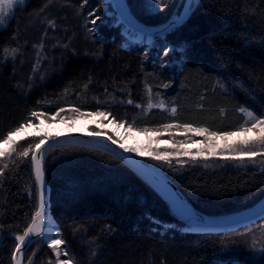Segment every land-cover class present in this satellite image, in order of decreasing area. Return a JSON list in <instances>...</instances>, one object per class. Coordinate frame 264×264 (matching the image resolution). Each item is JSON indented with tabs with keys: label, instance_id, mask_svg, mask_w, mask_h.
I'll list each match as a JSON object with an SVG mask.
<instances>
[{
	"label": "trees",
	"instance_id": "trees-1",
	"mask_svg": "<svg viewBox=\"0 0 264 264\" xmlns=\"http://www.w3.org/2000/svg\"><path fill=\"white\" fill-rule=\"evenodd\" d=\"M180 1L126 0L147 26L166 23ZM117 22L111 0H28L16 11L0 29V141L32 111L60 121L105 113L135 130L190 124L218 135L240 131L241 107L264 115V0H201L185 23L149 41L130 42ZM149 100L165 107L149 109ZM163 137L171 145L143 158L204 215L241 212L264 197V146L254 157H193L179 145L196 136ZM41 139L25 136L0 156L8 163L0 177V264H14L15 238L38 208L33 152L17 153ZM155 152L171 154L172 163ZM45 175L68 252L62 259L73 264H264V217L226 232L188 230L147 181L105 151L55 148ZM49 245L34 243L26 264H57Z\"/></svg>",
	"mask_w": 264,
	"mask_h": 264
},
{
	"label": "water",
	"instance_id": "water-1",
	"mask_svg": "<svg viewBox=\"0 0 264 264\" xmlns=\"http://www.w3.org/2000/svg\"><path fill=\"white\" fill-rule=\"evenodd\" d=\"M200 1L201 0H192L190 4L189 0H181L175 12L166 23L159 26H147L141 23L132 14L126 0H111L118 21L123 23L130 31L146 38L162 37L174 31L188 20L198 7ZM109 137L111 136L104 133H99V135H97L96 132L70 131L45 139L46 142L42 146V150L45 151L43 161L47 213L45 235L37 236L35 233H31L30 236L26 238V247L21 249L22 255L20 264L27 263L29 248L34 243L39 241L47 242L51 238L47 235L48 220L52 216L50 205L51 188L45 175V163L49 153L61 146L76 145L95 148L115 156L147 181L162 196L169 206L171 213L186 224L188 230L200 232H226L251 224L264 217V197L253 207L241 212L218 217L204 215L196 209L178 186L162 170L141 157L138 153L126 151L125 148L127 147L125 145V147H121L123 144L117 142L112 137L109 139ZM34 154L36 153L33 152V155ZM29 240L31 241L30 244L28 243ZM15 254L16 253H14V255ZM13 263L16 264L14 259Z\"/></svg>",
	"mask_w": 264,
	"mask_h": 264
},
{
	"label": "rangeland",
	"instance_id": "rangeland-1",
	"mask_svg": "<svg viewBox=\"0 0 264 264\" xmlns=\"http://www.w3.org/2000/svg\"><path fill=\"white\" fill-rule=\"evenodd\" d=\"M27 2L28 0H26L25 4L23 5L16 4L11 9L5 8L4 18L6 23L5 25H0V29L5 27L14 17L16 11L19 8L24 7ZM0 3H3V0H0ZM109 14L113 17L112 12H109ZM117 23H119V21ZM125 35L127 36V40H129L130 42H135V40L139 38L137 37L138 35H134L132 32L129 31H126ZM108 116L109 115L105 113H103V115L95 113L86 116H81L74 120L65 121L55 120L53 119V117L51 120H49L44 115H41L39 118L33 117L30 126H25L22 130L15 132L12 135L11 140H7L0 144V152L9 151L15 141L31 134L40 135L47 139L49 137L70 131L93 132L90 128L91 126H95L98 129V132L96 133L108 134L114 140L125 145L127 148L137 149V151L134 152L138 153L141 157L152 153V148L154 146L171 145L172 140L163 137L166 134L168 135L171 131L176 134H191L196 136L194 141L179 145V147H181L182 149L187 150L186 152L192 153L193 157H199V155L218 156L220 154L225 153V151L222 150L225 148L226 145L232 147L234 144H238L239 139H243L245 137H250L253 139L256 137L255 132L258 131L254 130L252 133H245L243 136L227 137L223 139L221 138L223 135H217L213 137L210 135V132L200 134L197 132L186 131L183 127H172L164 129L162 131L148 130L147 132H145L141 130L130 129L125 124L113 121ZM248 126H251L250 123ZM205 137H207V141ZM194 149H197L198 151L192 152V150ZM141 153L144 154L141 155ZM49 237L59 238L58 229L55 230L53 234H50ZM51 238L47 241L49 244L51 243ZM63 252L64 251L61 250V256L59 257L60 260L67 259H62Z\"/></svg>",
	"mask_w": 264,
	"mask_h": 264
},
{
	"label": "snow or ice",
	"instance_id": "snow-or-ice-1",
	"mask_svg": "<svg viewBox=\"0 0 264 264\" xmlns=\"http://www.w3.org/2000/svg\"><path fill=\"white\" fill-rule=\"evenodd\" d=\"M26 0H3V3H0V25H5V18H4V11L5 8L11 9L14 5L20 4L23 5L25 4ZM189 3H192V0H189ZM100 18L97 16L92 23L95 24L96 20H99ZM171 51V49L169 50ZM167 55V52L165 53ZM167 87V85H165ZM147 91L150 93L151 89H147ZM128 103H132L131 100L128 101ZM152 107H159V108H164L165 105L163 101H161L159 104L153 105L151 103V100L148 102V108L151 109ZM241 113H243L246 116V120L244 123L240 126V131L239 132H226L223 134L221 137L227 138V137H238V136H243L245 133H252L254 130H258L255 132L256 139H252L250 137H245L243 139L238 140V144L236 146H225V148L222 151L225 152H230L234 154H238L240 156H249V157H254L259 153V149H257L255 146L260 145L264 146V115L258 116L254 111L249 110L245 107H241L239 109ZM177 112V109L175 107L171 108V113L175 115ZM100 115H103V113H99ZM42 114L37 112V111H32L31 112V117H36L39 118ZM59 115V113H57ZM31 119L27 121V125L21 124L19 127H17L14 130H11L7 133V140H11V137L13 135V132L20 131L22 130L25 126H30L31 125ZM250 123V127L248 126ZM172 127H183L186 131H191V132H197L200 134H204L208 132L207 128H193L190 124H168L164 125L165 129L172 128ZM142 131L147 132L148 129H142ZM99 135V133H97ZM211 136L215 137L218 135L216 132L210 133ZM111 139V137H109ZM207 141V137H205ZM3 142V141H0ZM45 139H41L39 143H32L29 144L28 147L23 148L21 151L17 153L18 156L20 157H28L30 152H35L36 154L31 156V163L34 166V171H35V178L38 183V208L35 212V215L31 218V223L28 225L23 234L16 236V245H15V255L13 256V259L16 261V264H20L21 261V249L26 247V238L30 236L31 233H35L37 236H44L45 235V225L47 221V213H46V185H45V178H44V155L45 151L42 150V146L45 144ZM115 142V141H114ZM121 147H125L124 145H121ZM126 151H137V149H129L125 148ZM13 151H16L13 149ZM144 153H141L143 155ZM153 153H149V155H152ZM171 154H164L161 155L159 152L154 153V158L156 160H162L167 162L168 164H171L172 161L169 158ZM179 155V153H177ZM0 156H10V153L8 152H0ZM14 163V161H13ZM0 164L3 165L2 168H0V177L3 176V170L8 168V163L6 160H0ZM50 231V230H49ZM28 243L30 244L31 241L29 240ZM65 243L64 240L60 238H51V243L49 247H51L56 255L57 258V264H73L71 259H65V260H60L59 257L61 256V245ZM64 256H68V252L64 251L63 252ZM29 264H32L31 259L29 260Z\"/></svg>",
	"mask_w": 264,
	"mask_h": 264
},
{
	"label": "bare ground",
	"instance_id": "bare-ground-1",
	"mask_svg": "<svg viewBox=\"0 0 264 264\" xmlns=\"http://www.w3.org/2000/svg\"><path fill=\"white\" fill-rule=\"evenodd\" d=\"M189 4V3H188ZM187 4V5H188ZM140 38V37H139ZM47 231H48V236L50 234H53L55 230H57V224H56V221L54 220V217H50L49 220H48V226H47ZM50 230V231H49Z\"/></svg>",
	"mask_w": 264,
	"mask_h": 264
}]
</instances>
